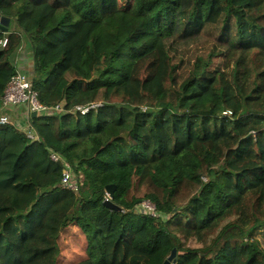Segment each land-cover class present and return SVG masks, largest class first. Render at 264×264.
Instances as JSON below:
<instances>
[{"label": "trees", "instance_id": "1", "mask_svg": "<svg viewBox=\"0 0 264 264\" xmlns=\"http://www.w3.org/2000/svg\"><path fill=\"white\" fill-rule=\"evenodd\" d=\"M0 12V107L31 57L24 73L50 111L26 120L60 157L17 165L30 139L0 124V264H164L174 249L172 264H264V0ZM66 163L77 189L60 186Z\"/></svg>", "mask_w": 264, "mask_h": 264}, {"label": "built area", "instance_id": "2", "mask_svg": "<svg viewBox=\"0 0 264 264\" xmlns=\"http://www.w3.org/2000/svg\"><path fill=\"white\" fill-rule=\"evenodd\" d=\"M7 39H4L3 45H6ZM26 104L28 113L36 111L39 113H47L50 111L48 106L42 104L38 97L36 91L32 87V83L28 78V75L24 72H18L10 81L7 89L5 90L3 96V104L0 107V124H9L13 121L10 116L6 114L7 109L10 107H15L17 105ZM100 103L89 105V106H78L77 108L81 109L83 112H87L91 106L99 105ZM62 107L57 106V110H61ZM227 113V111H225ZM230 113V112H229ZM28 138L33 142L39 140L40 136L35 135V131H32L31 134H28ZM50 158L53 161H58L60 159L59 154L53 151V148H49ZM67 169L62 174V179L60 186L63 188L77 189V180L72 175L70 165L66 163Z\"/></svg>", "mask_w": 264, "mask_h": 264}, {"label": "rangeland", "instance_id": "3", "mask_svg": "<svg viewBox=\"0 0 264 264\" xmlns=\"http://www.w3.org/2000/svg\"><path fill=\"white\" fill-rule=\"evenodd\" d=\"M30 62V60H29ZM28 62V63H29ZM218 65V64H217ZM31 67V65H30ZM19 69L26 72L27 74H29V72H27V69L24 68L23 66H20L19 65ZM257 83H259V80H257ZM24 105H17V110L14 111L13 113H11V118H12V123L11 125L13 126V128L19 132H22L26 137H28V134H31L32 131H35V135H39L40 138L39 140L35 141L34 144L32 145L31 148H33V151H25L23 154H21L19 156V159L17 161V165H19L21 162H23L24 160L28 159L30 157V154L34 153V151H43L45 150V154H44V157L41 158V161L44 160V159H47L49 157V155L47 154V150L45 148V145L43 143H48L49 140H51V137L49 134H47V131L44 130V133L45 135L47 136L46 139H44L41 134L42 131H40L38 128H37V125L35 126L30 120H26L28 117H29V113H25L27 111H25V108L23 107ZM25 113V115H24ZM19 118V119H18ZM44 128V127H42ZM13 131V130H11ZM16 137L19 136V134H14ZM30 145V144H29ZM109 194V193H108ZM146 209H152L154 206L149 203V202H145L143 204ZM60 243L61 245L63 246V251H62V257L64 256L65 253L68 252V249L70 248V244L66 238L65 235H62L61 238H60Z\"/></svg>", "mask_w": 264, "mask_h": 264}, {"label": "water", "instance_id": "4", "mask_svg": "<svg viewBox=\"0 0 264 264\" xmlns=\"http://www.w3.org/2000/svg\"><path fill=\"white\" fill-rule=\"evenodd\" d=\"M4 0H0V4L3 3ZM9 22H10V18L3 15L1 12H0V29H3V30H6L9 26ZM32 114L34 116L37 115V112L34 111L32 112ZM115 189H116V186L113 184V185H109L107 186V192L109 193L111 199L113 198L114 196V192H115ZM105 203L110 207V208H113V209H120V207L116 204H114L112 202V200H109L107 199L105 201ZM176 255H177V252H176V249L173 250L172 254L165 260L164 264H172V262H176Z\"/></svg>", "mask_w": 264, "mask_h": 264}, {"label": "crops", "instance_id": "5", "mask_svg": "<svg viewBox=\"0 0 264 264\" xmlns=\"http://www.w3.org/2000/svg\"><path fill=\"white\" fill-rule=\"evenodd\" d=\"M29 60H30V62H29ZM20 62H21L20 66H23L24 68L27 69V72H29L30 71V68H31L30 67V65H31V57L27 56V58L21 60ZM22 105H24L23 107L25 108V111H28L27 105L26 104H22ZM9 110H10L9 112H12L13 113L14 111L17 110V107L16 106L15 107H10ZM25 113H28V112H25ZM25 113H24V115H25ZM10 115H11V113H10Z\"/></svg>", "mask_w": 264, "mask_h": 264}, {"label": "clouds", "instance_id": "6", "mask_svg": "<svg viewBox=\"0 0 264 264\" xmlns=\"http://www.w3.org/2000/svg\"><path fill=\"white\" fill-rule=\"evenodd\" d=\"M33 144H34V142L32 140H30V145L29 146H32ZM49 156H50V151H49Z\"/></svg>", "mask_w": 264, "mask_h": 264}]
</instances>
